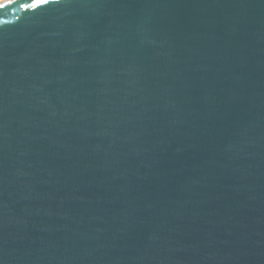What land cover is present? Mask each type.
I'll list each match as a JSON object with an SVG mask.
<instances>
[{
  "label": "water",
  "instance_id": "1",
  "mask_svg": "<svg viewBox=\"0 0 264 264\" xmlns=\"http://www.w3.org/2000/svg\"><path fill=\"white\" fill-rule=\"evenodd\" d=\"M23 2L0 264H264V0Z\"/></svg>",
  "mask_w": 264,
  "mask_h": 264
},
{
  "label": "snow or ice",
  "instance_id": "2",
  "mask_svg": "<svg viewBox=\"0 0 264 264\" xmlns=\"http://www.w3.org/2000/svg\"><path fill=\"white\" fill-rule=\"evenodd\" d=\"M53 2V0H28V2H23L20 7L25 10H36L42 5H47ZM14 0H5V3H0V9L6 8L8 5L13 4Z\"/></svg>",
  "mask_w": 264,
  "mask_h": 264
}]
</instances>
